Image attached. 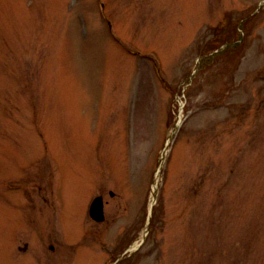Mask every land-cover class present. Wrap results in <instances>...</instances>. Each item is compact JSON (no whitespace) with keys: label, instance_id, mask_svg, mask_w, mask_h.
I'll use <instances>...</instances> for the list:
<instances>
[{"label":"rangeland","instance_id":"obj_1","mask_svg":"<svg viewBox=\"0 0 264 264\" xmlns=\"http://www.w3.org/2000/svg\"><path fill=\"white\" fill-rule=\"evenodd\" d=\"M0 264H264V0H0Z\"/></svg>","mask_w":264,"mask_h":264},{"label":"water","instance_id":"obj_2","mask_svg":"<svg viewBox=\"0 0 264 264\" xmlns=\"http://www.w3.org/2000/svg\"><path fill=\"white\" fill-rule=\"evenodd\" d=\"M160 166L161 165L159 164V167ZM153 195L156 198V192ZM90 216L92 219L98 222H103L105 220L104 202L101 197H98L93 201L90 208ZM119 260H122V258Z\"/></svg>","mask_w":264,"mask_h":264},{"label":"trees","instance_id":"obj_3","mask_svg":"<svg viewBox=\"0 0 264 264\" xmlns=\"http://www.w3.org/2000/svg\"><path fill=\"white\" fill-rule=\"evenodd\" d=\"M237 36H238V33H237ZM239 39H238V41L237 42H239L240 41V43H236V45H235V47H233V46H231V45H228V47H226L227 49H226V51L224 50L222 53H229V51L231 50V49H235L236 50V48H238V47H240V46H242V45H240L241 44V42H242V38H243V34H239V37H238ZM231 44V43H230ZM224 45V44H223ZM223 45H221V46H223ZM221 46H219V48H221ZM232 47V48H231ZM218 49V48H217ZM238 52H234V53H231L230 55H232V54H237Z\"/></svg>","mask_w":264,"mask_h":264}]
</instances>
